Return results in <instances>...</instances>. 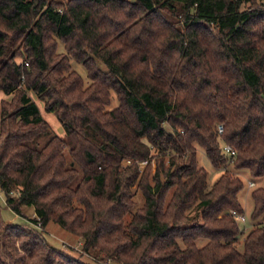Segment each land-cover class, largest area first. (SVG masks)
Masks as SVG:
<instances>
[{"label":"trees","instance_id":"1","mask_svg":"<svg viewBox=\"0 0 264 264\" xmlns=\"http://www.w3.org/2000/svg\"><path fill=\"white\" fill-rule=\"evenodd\" d=\"M0 94V191L35 214L0 213V264H90L50 221L102 264H264V184L241 240L232 214L264 178V0H0Z\"/></svg>","mask_w":264,"mask_h":264},{"label":"rangeland","instance_id":"2","mask_svg":"<svg viewBox=\"0 0 264 264\" xmlns=\"http://www.w3.org/2000/svg\"><path fill=\"white\" fill-rule=\"evenodd\" d=\"M57 50L58 51L63 50V44L61 41H58ZM70 62H71L72 68L75 69L82 76V78L84 79V82L87 83L88 78H87L86 70H85L84 66L81 63H79L73 59H71ZM96 62H97V65L101 69L106 68L105 64L102 61L97 60ZM30 94H32V93H30ZM0 96H4V95L0 94ZM33 98L36 101L37 105L39 106V109H40L42 116L49 123L51 129L55 133L62 135L64 130H63L61 123L57 119V117L52 112H48V111L44 110L42 101H40L34 95H33ZM110 104H111L110 106L117 104V99H116V96L113 92L111 94V103ZM196 159H197L198 164L200 166H202L207 171L208 182L212 183L215 180V178L219 175V173L221 172L222 169L221 168H215L211 164L208 157L206 156L204 150L200 147L197 148ZM226 167L233 170L231 164H227ZM239 175H240V177L244 183V186H243L242 190L239 192L238 197H239V201L241 203V206L243 208L244 215H245L244 222L236 220L237 225L239 226L240 230L243 231L242 235L240 237V240H241L242 236L248 231V229L252 225V221H251V218L249 215L250 210L252 208L250 189L254 186H257V185H263L264 184V178L255 179L254 185L248 186V184H247L248 180H249L248 173L240 171ZM134 199L136 200L137 205L140 204L142 198H141V195L139 192H136ZM0 213H1L2 219L7 224H21L23 222L30 223L29 222L30 219L35 217L34 209L32 206H23L21 208L20 214H17L14 211H12L6 205L4 194L1 191H0ZM35 227H37V226H35ZM37 228L41 231V233L44 236V238L46 239V241L48 243H50L51 245L59 247V248L63 249L64 251L74 255L75 257H79L81 260H83L87 263L102 264L99 260H97L95 258L94 254L85 253V252L83 253L81 250V242H80L79 238L76 237L71 232L62 228L59 224H57L53 221H50L44 228H39V227H37ZM105 264H122V263L117 262L115 260H109Z\"/></svg>","mask_w":264,"mask_h":264},{"label":"built area","instance_id":"3","mask_svg":"<svg viewBox=\"0 0 264 264\" xmlns=\"http://www.w3.org/2000/svg\"><path fill=\"white\" fill-rule=\"evenodd\" d=\"M217 129H218L219 132H221L222 131V125L219 124ZM222 149L227 155H229V157H231V158L234 157L235 150L231 147V145L223 144ZM142 162H144V161H142ZM247 184H248V186H253L254 185V181L249 179ZM232 214H233L235 220L244 222V220H245L244 212L233 211Z\"/></svg>","mask_w":264,"mask_h":264},{"label":"crops","instance_id":"4","mask_svg":"<svg viewBox=\"0 0 264 264\" xmlns=\"http://www.w3.org/2000/svg\"><path fill=\"white\" fill-rule=\"evenodd\" d=\"M39 107V106H38Z\"/></svg>","mask_w":264,"mask_h":264}]
</instances>
